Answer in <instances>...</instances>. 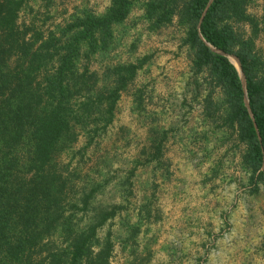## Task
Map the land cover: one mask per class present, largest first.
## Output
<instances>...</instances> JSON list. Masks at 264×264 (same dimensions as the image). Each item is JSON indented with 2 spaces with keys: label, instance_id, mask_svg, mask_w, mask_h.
<instances>
[{
  "label": "rangeland",
  "instance_id": "rangeland-1",
  "mask_svg": "<svg viewBox=\"0 0 264 264\" xmlns=\"http://www.w3.org/2000/svg\"><path fill=\"white\" fill-rule=\"evenodd\" d=\"M147 1L135 3L127 19L113 26L108 50L91 60L101 78L107 66L147 58L121 93L112 124L89 147L79 136L73 153L59 159L70 172L75 169L69 200L76 210L67 207L75 232L94 223L99 211L118 206L97 230L93 248L97 252L110 233L108 264H264V180L252 178L241 164L244 147L223 122L222 91L212 92L206 74H196L186 23L174 14L154 29ZM109 5L110 0H28L18 22L48 34L86 11L102 15ZM243 9L258 25L254 48L264 57V0H246ZM230 24L251 36L247 22ZM154 134L164 140L162 155L148 162ZM54 239L66 245L61 230Z\"/></svg>",
  "mask_w": 264,
  "mask_h": 264
},
{
  "label": "trees",
  "instance_id": "trees-1",
  "mask_svg": "<svg viewBox=\"0 0 264 264\" xmlns=\"http://www.w3.org/2000/svg\"><path fill=\"white\" fill-rule=\"evenodd\" d=\"M138 1L110 0L102 15L86 11L58 32L44 34L18 22L28 0H0V264H108L110 233L97 252L93 248L97 230L120 207L99 211L94 223L75 232L73 213L67 212V207L76 210L69 200L75 169L70 172L59 159L74 150L79 136L89 147L106 132L121 93L145 64L147 58L107 66L101 78L90 68L92 58L108 50L113 26L122 24ZM245 3L150 0L146 17L154 29L170 23L174 14L186 23L185 43L196 74H206L212 92L222 91L223 122L244 147L241 164L252 178L264 180V57L254 48L258 25L245 14ZM231 21L247 22L251 36L236 32ZM207 44L237 58L244 86L229 59ZM206 103L209 112L210 96ZM158 135L148 162L162 155L164 140ZM91 194L82 198L83 208ZM58 230L65 234V246L54 239Z\"/></svg>",
  "mask_w": 264,
  "mask_h": 264
},
{
  "label": "water",
  "instance_id": "water-1",
  "mask_svg": "<svg viewBox=\"0 0 264 264\" xmlns=\"http://www.w3.org/2000/svg\"><path fill=\"white\" fill-rule=\"evenodd\" d=\"M207 46L210 47V45H208V44H207ZM210 48H211V50H213L214 52L226 56V57L229 59V61L233 64V66L236 68L239 77L241 76L242 72H241L240 66L234 64V62H233L232 59H231V55H225L224 53H222V52H220V51L214 49L213 47H210ZM242 82H243V86H244V81H242ZM245 105H246V107L248 108V101H247L246 97H245ZM249 113H250V112H249ZM250 116H251V113H250Z\"/></svg>",
  "mask_w": 264,
  "mask_h": 264
}]
</instances>
